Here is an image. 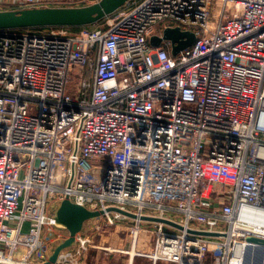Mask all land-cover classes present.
<instances>
[{
    "label": "built area",
    "instance_id": "1",
    "mask_svg": "<svg viewBox=\"0 0 264 264\" xmlns=\"http://www.w3.org/2000/svg\"><path fill=\"white\" fill-rule=\"evenodd\" d=\"M102 21L0 31V264H87L119 227L130 254L154 240L153 264L264 250V0H132ZM170 29L194 44L151 45ZM65 201L99 214L75 237Z\"/></svg>",
    "mask_w": 264,
    "mask_h": 264
},
{
    "label": "water",
    "instance_id": "2",
    "mask_svg": "<svg viewBox=\"0 0 264 264\" xmlns=\"http://www.w3.org/2000/svg\"><path fill=\"white\" fill-rule=\"evenodd\" d=\"M130 1L132 0H101L99 3L80 8H32L0 11V31L91 27L117 13ZM164 41L172 43V56H177L181 51L194 44L195 36L192 33L182 32L180 29H170L165 31L163 38H152L151 45L159 47ZM109 211L119 212L116 209ZM98 215V213H90L82 207L65 201L58 212V219L67 227L71 236L75 237L87 220ZM72 241L73 238L65 246H68ZM61 249L63 248L57 250L52 262L55 261ZM245 261L249 264H253L252 262L264 264V250L249 249Z\"/></svg>",
    "mask_w": 264,
    "mask_h": 264
},
{
    "label": "rangeland",
    "instance_id": "3",
    "mask_svg": "<svg viewBox=\"0 0 264 264\" xmlns=\"http://www.w3.org/2000/svg\"><path fill=\"white\" fill-rule=\"evenodd\" d=\"M153 241L154 240L152 238H148L147 235H142L140 244L137 247V253L132 252V254H130L129 234L127 231L125 232L123 228L119 227L115 232L109 231L107 234L98 235L95 237L94 242L95 246L110 245L113 250L117 251H113L109 256L106 257L104 256L103 251L92 249L87 257L86 262L87 264H153V262L147 258V255L150 254L148 253L150 252V246L154 247ZM121 244L127 246V248L124 250L120 247ZM120 248L124 251L120 250Z\"/></svg>",
    "mask_w": 264,
    "mask_h": 264
},
{
    "label": "crops",
    "instance_id": "4",
    "mask_svg": "<svg viewBox=\"0 0 264 264\" xmlns=\"http://www.w3.org/2000/svg\"><path fill=\"white\" fill-rule=\"evenodd\" d=\"M23 0H5L3 4L0 3V11L18 10L17 8H25L21 4ZM87 3L84 4L79 0H36L33 8H80L86 7ZM88 6V5H87ZM118 229H113L112 232ZM121 248L126 249L127 246L120 245Z\"/></svg>",
    "mask_w": 264,
    "mask_h": 264
},
{
    "label": "trees",
    "instance_id": "5",
    "mask_svg": "<svg viewBox=\"0 0 264 264\" xmlns=\"http://www.w3.org/2000/svg\"><path fill=\"white\" fill-rule=\"evenodd\" d=\"M102 23H103V21H102ZM67 29H70L72 31H77L80 28H67ZM35 30H41V29L19 30V31H15V32H26V31H35Z\"/></svg>",
    "mask_w": 264,
    "mask_h": 264
},
{
    "label": "bare ground",
    "instance_id": "6",
    "mask_svg": "<svg viewBox=\"0 0 264 264\" xmlns=\"http://www.w3.org/2000/svg\"><path fill=\"white\" fill-rule=\"evenodd\" d=\"M249 264V262H247ZM246 261L244 262H241V261H238V262H234L233 264H247ZM253 264H255L254 262H252Z\"/></svg>",
    "mask_w": 264,
    "mask_h": 264
}]
</instances>
